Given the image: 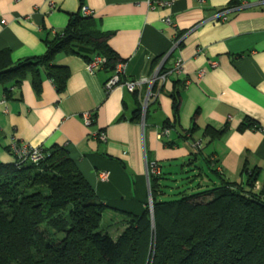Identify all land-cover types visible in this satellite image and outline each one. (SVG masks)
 <instances>
[{
	"label": "crops",
	"instance_id": "crops-1",
	"mask_svg": "<svg viewBox=\"0 0 264 264\" xmlns=\"http://www.w3.org/2000/svg\"><path fill=\"white\" fill-rule=\"evenodd\" d=\"M161 1L171 5L151 7L149 0H0V59L11 65L44 54L45 38L61 33L85 5L98 29L110 35V48L125 61L123 81L151 78L161 66L170 72L164 81L157 80L154 92L147 83L137 92L121 85L107 90L114 71L100 67L91 72L84 58L58 53L55 64L70 72L63 93L43 74L37 93L28 76L19 88L13 87L6 113L0 106V163L12 162L8 146L14 139L46 149L62 146L105 205L134 215L145 210L149 199L147 163L156 162L162 174L167 167L172 178L177 170L193 168L205 179L202 186L212 183L197 169L200 156L188 164L198 141L201 156L213 155L225 179L241 181L244 164L264 176V0ZM177 62L179 74L172 73ZM176 80L185 85L174 119L170 93ZM0 91L6 95L2 85ZM145 102L147 118L132 122L133 111ZM85 113L91 114L88 125ZM246 117L257 127L239 132ZM165 121L173 126L166 127L168 136L160 137ZM207 126H227L228 131L208 143L202 136ZM192 127L197 131L190 139ZM166 139L174 144L169 146Z\"/></svg>",
	"mask_w": 264,
	"mask_h": 264
},
{
	"label": "trees",
	"instance_id": "trees-1",
	"mask_svg": "<svg viewBox=\"0 0 264 264\" xmlns=\"http://www.w3.org/2000/svg\"><path fill=\"white\" fill-rule=\"evenodd\" d=\"M81 6L61 33L45 38L44 54L14 65L0 59V85L7 98L10 87L19 88L28 76L39 93L42 74L63 93L70 72L55 64L58 53L78 55L87 63L101 57V67L110 72L125 62L110 48V35L98 29L92 16L83 15ZM168 72L161 66L158 75ZM184 85L176 80L170 93L174 119ZM143 113L147 118L148 105L143 112L139 104L131 121L140 123ZM172 126L165 121L162 129ZM256 127L246 117L238 131ZM196 131H188L190 139ZM227 131V126H207L202 136L211 143ZM165 143L171 146L174 141ZM192 149L188 164L200 156L217 181L199 165L212 183H197L188 188L190 193L165 200L167 177L161 170L149 176L152 212L147 201L140 215L105 205L62 146L47 149L38 165L0 163V264H264V181L255 188L260 169L244 164L243 179L231 182L219 173L213 155L201 156L203 146ZM200 174L198 170L192 175Z\"/></svg>",
	"mask_w": 264,
	"mask_h": 264
},
{
	"label": "built area",
	"instance_id": "built-area-1",
	"mask_svg": "<svg viewBox=\"0 0 264 264\" xmlns=\"http://www.w3.org/2000/svg\"><path fill=\"white\" fill-rule=\"evenodd\" d=\"M149 5L151 7L154 6H170L171 2H167V1H161V0H149ZM81 12L83 15L85 16H92L93 15V11L91 9H89L87 6L82 5L81 6ZM165 23H167L168 25H171V21L169 18H166L164 20ZM104 63V59L101 57H95L90 63L87 64V68L89 71H94L97 70L98 68H100L102 66V64ZM123 65L124 63H118L115 68H114V73L111 76V78L108 80V82L105 84V88L107 90L112 89L115 86L121 85L123 87H125L128 91L130 92H137L139 90V88L141 87V85L143 83H147L151 89V87L153 86L154 82L156 80H162L164 81L165 78L167 77V75L170 73L168 72L167 74H162L161 76H159V70L158 72L155 74V76L151 77V78H142L139 80H133V81H123L121 78V72L123 69ZM212 68L216 67V63L212 62L211 64ZM181 64L180 62H177L174 66V69L172 70V73H176L179 74L181 71ZM200 74L202 75L203 72H200ZM10 90H13V87H10ZM7 104H8V99L6 97L5 94H3L2 91H0V106L3 108V112H7ZM147 106V102H145L143 104V109L146 108ZM84 118V122L85 124H90L91 122V114L90 113H85L83 115ZM169 134V130L167 129H162L159 131V136H168ZM98 138L102 141H104L106 139L105 134L100 133L98 135ZM201 142H195L193 144V147H197L200 148ZM8 153L10 154V156L12 157V163L16 164V165H24V164H34V165H38L39 163H41L46 155H47V149L41 146H31L25 142H21L18 140H12L8 146ZM161 173V168L160 166L156 163V162H150L147 163V180L149 183V176L150 175H159ZM106 176V174H103L102 177L104 178ZM255 188L259 189V183L256 182L255 183ZM148 205H149V210H152V206H151V198H150V194H149V199H148Z\"/></svg>",
	"mask_w": 264,
	"mask_h": 264
},
{
	"label": "rangeland",
	"instance_id": "rangeland-1",
	"mask_svg": "<svg viewBox=\"0 0 264 264\" xmlns=\"http://www.w3.org/2000/svg\"><path fill=\"white\" fill-rule=\"evenodd\" d=\"M144 116V113H143ZM200 166L203 167L205 172L209 174L210 177L214 179V181H217L216 178H214L206 169L205 164L202 160H200ZM188 168H184V173H182L180 170H177L174 178H172L171 174H169V169L167 167H164V176L167 177L166 180H164V184H166L168 187L165 189L166 190V196H164L165 200L169 199H176L181 197L179 192L185 191L186 193H190L191 186H195L197 183H203L205 181L204 178L203 181H201V177H193V171H187ZM175 179V180H174ZM264 181V176L260 175L258 183H259V189L262 185V182ZM178 186V188L176 187ZM209 185L208 187H210ZM195 191V190H194Z\"/></svg>",
	"mask_w": 264,
	"mask_h": 264
},
{
	"label": "water",
	"instance_id": "water-1",
	"mask_svg": "<svg viewBox=\"0 0 264 264\" xmlns=\"http://www.w3.org/2000/svg\"><path fill=\"white\" fill-rule=\"evenodd\" d=\"M143 111H145V108L143 109ZM151 212H152V210H151ZM152 214V213H151ZM152 219V221H153V217L151 218Z\"/></svg>",
	"mask_w": 264,
	"mask_h": 264
}]
</instances>
